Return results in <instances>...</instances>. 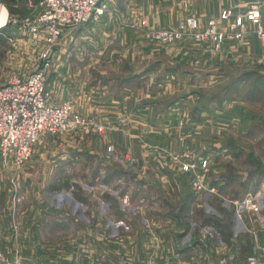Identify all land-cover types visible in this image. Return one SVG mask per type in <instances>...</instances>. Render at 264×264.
<instances>
[{"label":"rangeland","instance_id":"rangeland-1","mask_svg":"<svg viewBox=\"0 0 264 264\" xmlns=\"http://www.w3.org/2000/svg\"><path fill=\"white\" fill-rule=\"evenodd\" d=\"M38 1L0 0V12L5 14L3 22H0V87L14 77L24 79L42 69L44 65L41 62L42 54L47 49L44 45V33L40 31L38 39L34 40L25 25L26 20L36 17L35 4ZM101 4L104 7L99 15L90 17L83 25L66 29L84 27L86 37L79 43L81 46L86 44L87 48L70 51L68 58L64 56L66 61L62 67L61 60L65 58L60 56L56 59L55 53L66 31L63 30L56 45L50 48L48 67L44 71V89L48 103L52 106L70 104L74 116L89 126H98L101 132L94 127L86 129L82 126L55 136L41 135L31 151V156L36 152H51V140L58 139L55 141L57 144L54 146V152L60 155L62 148H69L75 153L70 165L73 171L65 178L67 181H61L60 178L59 189H65L69 180L71 183L81 180L86 190L96 188L98 203L95 209L91 207V210L85 209L87 205L84 204L80 207V210L83 209L80 213L78 205L71 199L67 201L66 195L59 190L60 193L54 195L53 201L42 198L40 202H33L26 198L29 195L25 191L29 187H22L20 190L17 182L19 171L29 162L31 156L23 165L16 167L13 159L2 157L0 149V264H143L144 246L171 244L173 247L176 244L173 236L175 232L187 235L213 233L219 238L222 233L232 230L231 226L225 223L229 216L228 210L218 205L214 206L218 207L215 208V214L213 212L208 219L203 216L202 211L196 212L195 216L192 214V218L189 217L190 209L181 210L173 201L176 194L172 190L176 187L173 182H169L172 176H165V179L170 178L165 184L155 172H151L152 167L158 168L160 165L165 168L163 161L151 159L150 163L144 164L125 154L126 150L137 153L145 146L140 142L137 145L134 142L135 137L147 141L144 148L152 154V158L166 155L165 159H169L170 164L174 163L178 169L176 160L183 154H188L192 160H199V156L195 157L189 150L177 155L173 152L177 146L171 143L177 144L178 141L173 138H176L177 134L180 135L179 132H186L187 135L191 132V139H187L186 145H196L198 150L203 147L210 148L212 139L225 140L226 145L212 146L217 149H225L224 146L236 139L237 146L249 148L256 156L258 153L264 157V145H260V148L257 145V140H264V129L257 124V115H260L257 113V41L262 45L264 41L259 38L258 25L251 23L247 18L249 11L258 10L260 18L264 20L261 10L264 2L101 0ZM74 38L73 36L72 41ZM67 40L69 39L66 38ZM116 59L124 60L126 64L115 65ZM261 66L264 69V63ZM137 73L151 76L147 77V80L134 77L132 91H162L159 99L169 100V103L181 95L185 100H190L186 104L191 105V113L193 108H197L196 112L185 114L193 120L199 121L203 115L201 112L221 108L223 103L228 104L230 109L228 112L213 113L209 124H216L213 126L218 128L197 123V127L185 131L155 128L120 129L117 132L119 140L115 143L110 140L111 130L102 127L103 121L109 122L111 119L107 112L101 111L105 110L106 106H101L103 102L99 96L108 91H117L122 83H126L122 82L121 78ZM158 75L160 76L157 77ZM111 78L112 81H108ZM227 120L231 121V126L223 128ZM201 126L203 128H200ZM63 138L68 143L60 141ZM165 139L166 145H159ZM237 149L235 148L234 152H237ZM84 153L88 157V165L84 166L86 170H89V167H95L96 170L100 168L107 176H101L103 185L90 187L85 184V168L78 162L79 155ZM214 157L213 163L222 161L221 158ZM59 160L54 166H58L57 169L60 170L63 165L60 163L61 159ZM225 162L229 171L235 170L236 173L244 174L252 170L251 162L248 161L234 159L233 162L229 157ZM262 162L264 163V158ZM37 164L39 174L37 173L35 178L39 181V176L44 175L45 166L43 160L37 161ZM141 164L147 165L150 172L144 175L139 172L142 170ZM64 167H68V164H64ZM109 171L112 172V181L113 177L120 180L118 189L122 193L133 184L134 173L139 174L138 187L143 186L145 180L149 181L151 196L159 199L163 197L165 201H161L159 206L156 205L154 210L150 209L152 217L147 221L146 218L136 219L132 209H128L126 195L120 191L116 196V209L108 207V198H105L104 194L114 198L113 191L105 186L109 183ZM232 174L233 172H230L231 179L235 178ZM189 179L188 175H184L183 181L186 184V180L191 189ZM206 179V185L215 182L210 170ZM162 184L171 189L165 192ZM211 186L215 187L212 184ZM97 194H103V198ZM73 195L76 198L75 192ZM136 198L137 195L134 200ZM152 199L150 206L152 202H157L153 197ZM222 213L226 216L221 218ZM260 213L259 216L249 215L250 224L241 223L240 228L256 232ZM190 219H197L201 225L196 227L192 223L186 224ZM132 221L136 228L133 227ZM235 226L240 230L239 225ZM261 231L264 232V229L261 228ZM143 233L161 235L164 238H160V243L157 240L141 241ZM182 242L188 243L183 239ZM176 252L173 247L170 255ZM183 253L182 262L196 264L195 259L189 256L188 250H183ZM170 257L168 256L172 261L173 258ZM242 257L239 264H250L248 258H253L255 264H258L257 253H246ZM150 260L154 262L161 259L151 257Z\"/></svg>","mask_w":264,"mask_h":264},{"label":"crops","instance_id":"crops-1","mask_svg":"<svg viewBox=\"0 0 264 264\" xmlns=\"http://www.w3.org/2000/svg\"><path fill=\"white\" fill-rule=\"evenodd\" d=\"M111 1V0H109ZM126 1H132V0H126ZM260 2H264V0H257V3L260 4ZM262 12L264 13V5L261 7ZM84 28V27H83ZM82 27H79L74 30H66L63 35L61 42L59 46L57 47V51L55 53L56 59L60 56L65 58L64 56L68 58L70 55V51L79 50V48H82L85 50L87 48V45H80V41L83 37H86L85 35V29ZM82 29V30H81ZM75 37L72 41V37ZM66 38L69 40L66 41ZM63 61L60 65L63 67L65 59H62ZM262 63H264V45H262L259 41H257V113L260 115H257V124L258 127L261 129H264V69L262 68ZM114 65V63H112ZM126 62L124 60L116 59L115 65H124ZM158 64V63H157ZM151 74H132L131 76L123 77L121 78V81L126 83H122L121 87L119 86V89L117 91H108L107 93H102L99 97L101 98V101L103 104H101L102 107L106 106L105 110H101L102 112H107L109 114V119H111L109 122H102L103 128H109L111 130L110 134V140L115 141V143L118 142L117 138V132L120 129H152L155 128L156 130H172V129H178V130H191L194 129V127H197V123L202 124L206 127H212V128H218L214 127L216 124H209L211 119L213 118L212 115L215 112H225L229 111L230 106L228 104L223 103L221 108L217 109H211L205 110L204 112H201L202 117H200V120H193L191 117L185 116V114H192L194 111H197V108H193V112L191 113V105H187L186 102L190 100H185L183 96H176L172 101V103L168 102L169 100H163L159 99V96L161 95L160 92H152L150 91H132L131 87H133L134 84V77H139L140 79H146L147 77H150ZM158 75L157 77H159ZM226 76V75H225ZM150 78H148L149 80ZM112 81L111 79H108V81ZM160 94V95H159ZM153 97V98H152ZM152 98V100H151ZM190 99H192L190 97ZM189 103V102H187ZM200 112V111H199ZM262 114V115H261ZM205 117V118H203ZM205 119V120H204ZM246 122V119H245ZM205 123V124H203ZM201 126L200 128H203ZM231 126V121L227 120L225 124H223V128H228ZM211 128V129H212ZM180 135H176V139L178 142L175 144V142H172L171 144H174L177 146L173 149V152L177 155L181 153L182 151H187L196 155L195 157L199 156L200 158H206L209 163V170L210 175L212 177V180L215 182L210 183L209 185H215L217 194L216 195H204V196H195L194 193L191 191L189 186L187 185V181L185 180L186 184L183 181L184 175L180 172V170L176 167L174 163L170 164L169 159H165V156H159L160 158H152V154L147 152L145 150V139L140 138L138 139L135 137L137 145H145L143 148L140 149L139 152L130 153V150H126L125 153L128 157H131L133 159L142 161L144 164H148L151 162V159L158 160V162L163 161V166L166 168H163L159 165V167L155 168L152 167L151 172H155L158 178H161V181L166 182L169 181L170 178H166L165 176H172V179H170L169 182H173L175 185V190H172L176 196L174 197L173 201L177 203L181 210H189V217L195 216L196 212L202 211L203 216L208 219L211 218L212 213L216 212L215 208H218L215 205H218L220 208H224L228 210L229 216L227 220L225 219L226 225L229 227L231 226L232 232H226L222 233L221 237L219 235V238L215 237L213 233H206V235L203 233L199 234H186L182 232H175L173 236H175L176 244L173 246L174 250L177 251L176 254L170 255L173 251V247L168 245H149L146 244L142 252L143 264H187L185 262H182V257L184 253L182 254L183 250L189 251V256L193 257L195 259L196 264H239L240 259L244 254L248 253H257V262L258 264H264V232L261 231V228H263V221L260 219H257V231L256 232H248L245 230H242L240 228L241 223L250 224L249 221V215L253 214H244L242 217V222L236 219V216L234 214V203L237 201L242 200L247 195L254 196L257 198L258 201H260L262 209H261V217L264 218V163L263 161V155H259L257 153V156L253 154V152L249 148H241V146H237L238 142L236 139L231 140L232 142H229L228 145L223 148H214L212 146L215 145H226L225 140H216L212 139L211 144L208 147H203V149L198 150V147L194 145L192 147V144L186 145L188 142L189 136H192V133H181ZM188 136V137H186ZM241 138V137H239ZM245 137H243L244 139ZM181 139H184L181 141ZM191 139V138H189ZM219 139V138H218ZM65 138L61 139L60 141L65 142ZM50 147L51 152L46 151L44 154H32L29 162L23 166V168L19 171L18 174V186L21 190L22 187H29L25 191V193H28L29 196L28 199H31L33 202H40L42 198L48 199L50 201H53L54 195L59 194L61 191H63V195H66L65 199L69 201L70 199L78 205L79 212L81 213L80 207H82L84 204L87 205L85 209L91 210V207L95 209L97 198H96V188L90 189V191L86 190L84 186V182L81 180L78 182H73L69 180L67 183V186L65 189H59L60 184V178L67 181L65 178L69 177L71 172L73 171L70 168V165L72 164V156L75 155V153L70 150L69 148H62V152L60 155L58 153L54 152V146L57 144L55 141L57 140H51ZM167 139H165L163 142H160L159 145L165 146ZM197 141V140H195ZM264 140H257L258 147L261 145H264ZM68 143V142H65ZM64 144V143H62ZM190 146V147H188ZM235 148L237 149V152L235 151ZM260 148V147H259ZM38 147L36 148V150ZM210 149V150H209ZM223 149V151H222ZM53 151V153H52ZM220 151V152H218ZM262 151V150H261ZM262 153V152H261ZM94 155H98L99 153H91ZM90 154V155H91ZM263 154V153H262ZM87 154L84 153V155L80 154L78 158L79 165L85 166L87 164L88 157ZM92 156V155H91ZM214 156H217L218 159H222V161H218L216 163H213V159H215ZM96 157V156H93ZM214 157V158H213ZM232 160L234 162L235 160H244L251 162L252 166L250 169H252L248 173H236L234 171H229L224 163H226V159ZM213 158V159H212ZM61 159V166L60 170L57 169V167L54 166L55 162H59ZM44 162L43 167V173L44 175H40L38 178L40 179L37 181V173L39 174V171L37 170V161ZM224 160V161H223ZM64 164H68V167H64ZM174 164V165H173ZM85 168V167H84ZM142 170L139 171L143 175L144 173H149L150 169L147 170V165L143 166L141 164ZM155 168V169H154ZM149 171V172H148ZM229 171V172H228ZM230 172H233L232 176H235V178L231 179ZM112 174L111 171L108 172V178L109 183L105 186H108L110 190H112L114 194V198L111 196H108L104 194L105 198L107 199L106 204H108V207L112 208L114 207L116 209V196L118 195V192L120 191L118 188L119 181L117 177H113L112 181ZM227 177H226V175ZM103 171L98 168L96 170L95 167L91 168L89 167V170L84 171V178H87L86 185L90 187H96L99 186L98 184H102V177ZM139 174L133 173V184L129 185L125 192H121L122 194H125V201L127 202L128 209H132V212L134 213V216L137 217L136 219L141 220H148V218L152 217L150 216V209L154 210L153 208H156L155 206H159L161 204V201H165V198L161 197V199L156 198L154 195L151 196V184L149 181H144V185L138 187L137 182L139 181ZM155 175V176H156ZM105 178L107 176L104 175ZM178 182V184H177ZM216 183V184H215ZM232 183L236 185H232ZM162 184V189L167 190L171 189L169 187H165ZM17 186V187H18ZM57 186V187H56ZM44 187V189H43ZM158 188V186H157ZM156 188V189H157ZM58 190L60 192H58ZM92 190V192H91ZM156 191V190H155ZM74 192L76 193V198L74 197ZM116 194H115V193ZM119 192V193H120ZM162 192V191H161ZM164 192V191H163ZM70 193V195H68ZM93 193V194H92ZM73 195V196H72ZM98 197L103 198V194H97ZM138 196V198H135V196ZM152 197L154 198V201H157L156 203L152 202V205L150 206L151 201H153ZM76 199V200H75ZM152 199V200H150ZM211 211V212H209ZM184 213V212H183ZM182 213V214H183ZM206 213V214H204ZM186 214V213H185ZM193 214V216H192ZM187 215V214H186ZM95 217L97 215L94 214ZM210 216V217H209ZM221 218L226 215L222 213L220 215ZM132 217V216H131ZM188 217V216H186ZM219 217V216H217ZM260 217V218H261ZM176 218V217H175ZM254 218V216H253ZM188 220L186 224H194L196 227L201 225L197 221V219ZM174 222L176 220H173ZM239 221V222H238ZM255 221V220H254ZM132 225L134 228L136 226L134 225L132 221ZM235 225H239L240 230L236 229ZM237 230V231H236ZM182 231V230H180ZM197 233V232H196ZM102 234V233H101ZM171 237V235H168ZM157 237V238H156ZM160 238H164V236L158 235L155 236L153 234L149 233H143L141 237V241L151 242V241H160ZM186 238V239H185ZM182 239L188 243H181ZM143 246V245H142ZM231 253L233 255H231ZM164 255V256H163ZM168 256H171L173 260H169ZM151 257L157 258L159 257L161 260L151 262ZM170 257V259H171ZM236 257V258H235ZM236 260H235V259ZM244 258V257H242ZM234 259V260H233ZM182 260V261H181ZM174 261V262H173ZM173 262V263H172ZM193 264V263H190Z\"/></svg>","mask_w":264,"mask_h":264},{"label":"built area","instance_id":"built-area-1","mask_svg":"<svg viewBox=\"0 0 264 264\" xmlns=\"http://www.w3.org/2000/svg\"><path fill=\"white\" fill-rule=\"evenodd\" d=\"M103 7L101 0H39L35 4L36 17L25 21L27 31L34 40L43 31L47 49L42 54V69L24 79L14 77L0 87V149L2 157L13 159L16 167L28 161L32 146L41 135L55 136L82 126L86 129L94 127L101 132L98 126H89L74 116L70 104L52 106L48 103L44 71L48 67L50 48L56 45L62 31L85 24L90 17L99 15ZM247 18L258 25L259 38L264 41V20L260 18L259 11H249ZM176 161L180 172L189 176V184L195 196L217 194L214 186L206 185L209 173L206 158L192 160L188 154H183ZM261 209L260 201L250 195L234 203V214L241 222L244 214L259 216ZM258 219L264 225V218ZM248 261L255 264L253 258H248Z\"/></svg>","mask_w":264,"mask_h":264},{"label":"bare ground","instance_id":"bare-ground-1","mask_svg":"<svg viewBox=\"0 0 264 264\" xmlns=\"http://www.w3.org/2000/svg\"><path fill=\"white\" fill-rule=\"evenodd\" d=\"M4 16H5L4 12L1 11V12H0V22H1V23H2L3 20H4Z\"/></svg>","mask_w":264,"mask_h":264}]
</instances>
